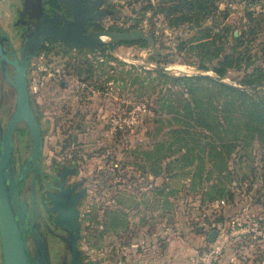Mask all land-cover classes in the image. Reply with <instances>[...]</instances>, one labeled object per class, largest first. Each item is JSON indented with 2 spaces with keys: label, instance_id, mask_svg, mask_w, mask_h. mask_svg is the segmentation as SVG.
<instances>
[{
  "label": "rangeland",
  "instance_id": "1",
  "mask_svg": "<svg viewBox=\"0 0 264 264\" xmlns=\"http://www.w3.org/2000/svg\"><path fill=\"white\" fill-rule=\"evenodd\" d=\"M19 3L0 0V27L18 49L30 32ZM105 3L112 13L93 26L152 43L111 49L104 38L76 50L47 39L29 70L44 166L86 180L82 264H145L155 245L160 264L178 254L200 264L212 249L221 264H264V88L240 89L264 84V0ZM215 70L231 85L209 78ZM16 99L0 70L4 128ZM28 131L21 123L15 134L19 162L31 152ZM50 244L53 264L70 260Z\"/></svg>",
  "mask_w": 264,
  "mask_h": 264
},
{
  "label": "water",
  "instance_id": "2",
  "mask_svg": "<svg viewBox=\"0 0 264 264\" xmlns=\"http://www.w3.org/2000/svg\"><path fill=\"white\" fill-rule=\"evenodd\" d=\"M67 4L74 9V20H66L60 15L54 17L45 15L38 22L36 30L26 46L22 62L18 60L14 50L12 51L14 58H10L8 47L12 49L13 47L9 43V38L0 30V70L6 82L15 89L17 95L16 108L7 126L4 128L0 121V240L2 264H50L48 253L36 232V222L31 223L29 229L26 227L27 211L21 199L31 168H35L36 174L40 172L38 160L43 153L42 128L33 110L27 74L31 60L42 40L45 38L58 40L66 47L76 50L95 49L102 45L104 37L110 38L111 48L121 42L140 39L147 40L149 44L152 43V39L141 32L119 34L104 31L92 32L86 35L87 23L90 20H99L100 17L109 15L110 11L100 9L102 0H67ZM63 21L64 24H62ZM32 46L33 51L31 55H28V50ZM11 67L14 68L13 75L10 71ZM21 123H25L30 131L32 146L28 161L19 174L16 175L14 138ZM32 191L35 193L34 183ZM72 222L73 225L70 224L69 227L68 218L60 217L57 224L71 232L69 248L72 254V262L70 264H82L79 260L80 251L77 246L80 238L78 212H74ZM28 231L34 232L38 248V260L30 255L26 236ZM72 232H76L75 235ZM213 236H210V241H213Z\"/></svg>",
  "mask_w": 264,
  "mask_h": 264
},
{
  "label": "flooded vegetation",
  "instance_id": "3",
  "mask_svg": "<svg viewBox=\"0 0 264 264\" xmlns=\"http://www.w3.org/2000/svg\"><path fill=\"white\" fill-rule=\"evenodd\" d=\"M70 1H76V0H70ZM93 1H98V0H93ZM105 1L106 0H102L100 9L102 11H110L111 14L112 11L107 6H105L106 4ZM18 5L19 6L17 7L16 13L18 15L19 22L30 27V32L27 36L24 47L19 49L16 48V46L12 42V38L8 36L6 33H4L1 27L0 30L9 38V43L13 47V49L8 47L10 58L12 59L14 58L12 54V51L14 50L20 62H22L24 59L26 46L29 43L33 32L36 30L38 22L41 21L45 15H49L51 17H54L55 15H60L63 16L66 20H70V21L74 20V9L71 5L67 4V0H20V3ZM107 16L108 15H104L100 17L99 20H90L86 25L85 34L89 35L92 32L109 31L107 28L96 27V25L100 24ZM62 24H64V21L62 22ZM94 24L96 25L93 26ZM104 38H108V37H104ZM47 39L49 38L43 39L42 42L40 43L38 50L36 51V54L31 60L30 66L32 64L33 59L36 57L40 47ZM108 39L110 40V38ZM103 43L104 41L102 42V45ZM32 51H33V46L29 48L27 54L31 55ZM30 66L28 68V73H27L28 81H29ZM10 71L11 74L13 75L14 68L11 67ZM32 106H33V101H32ZM33 110L42 128L43 126L40 117L37 115L34 106H33ZM42 136H43V128H42ZM14 147H15V138H14ZM43 155L44 154L42 153V156L38 160L40 172L36 174L35 168L34 167L31 168L26 180V185L21 195V199L24 202L27 211L26 227L27 229H29L31 223L36 222V232L40 237L46 252L48 253L50 264H53L51 258V252H50L51 239H56L61 244H63V246H65L67 254L70 257L69 261L67 257L63 258L61 264H70L72 262V254L69 248L71 242V234H70L71 232L63 228L61 225H58L57 221L59 220L60 217L62 218L67 217L69 220L68 225L70 227V224L73 225L72 219L74 212H78V221L80 223L79 224L80 238L78 240L77 246L79 249V241L82 238V232H83L82 206L84 200L87 198L88 195V189L85 187L86 180L79 179L78 171L74 168H70L66 166L65 164H57L53 168V170L48 171L44 166ZM28 159L25 160L24 162H19L16 159V151H15L16 175H18L19 172L24 168ZM33 183H34L35 193H33L32 191ZM75 233L76 232H72L73 235H75ZM26 236L28 240L30 255L31 257L38 260V248L36 245V240L34 238V232L28 231ZM0 260L2 264L1 255H0ZM79 260H81V262L83 261V256L81 252L79 255Z\"/></svg>",
  "mask_w": 264,
  "mask_h": 264
},
{
  "label": "crops",
  "instance_id": "4",
  "mask_svg": "<svg viewBox=\"0 0 264 264\" xmlns=\"http://www.w3.org/2000/svg\"><path fill=\"white\" fill-rule=\"evenodd\" d=\"M145 238L146 239H144V241H147V240H149V237L146 235L145 236ZM1 241V240H0ZM143 241V242H144ZM155 246H157V245H155ZM154 246V255L152 256V257H150V258H147L148 260H146V262H145V264H160V263H158V259L156 258V255L158 254L157 252L159 251L158 249H157V247H155ZM178 246H182L183 247V249L184 250H186L187 249V247H188V244L187 243H184V246H183V244H182V242H178ZM191 257H193L194 255H196L195 253H196V251H194L193 249H191ZM0 255H1V253H0ZM142 257V256H141ZM175 264L177 263V264H184V262L186 261L185 259V256L182 254H178V255H175ZM221 264V263H220Z\"/></svg>",
  "mask_w": 264,
  "mask_h": 264
},
{
  "label": "trees",
  "instance_id": "5",
  "mask_svg": "<svg viewBox=\"0 0 264 264\" xmlns=\"http://www.w3.org/2000/svg\"><path fill=\"white\" fill-rule=\"evenodd\" d=\"M145 41L148 42L147 40H145ZM157 71L162 72V73H165L166 70H164L162 68H157ZM197 71L198 72H202V70H200V69H198ZM209 78H211V79H213V80H215V81H217L219 83H222L224 85H231V83H227L226 80H225L226 78H223L221 75H219L216 70L214 72V75L210 76ZM3 81L6 82L4 76H3ZM237 87H240V86H237ZM262 88H264V84H250L249 86L244 87V88H240V89H242V90H250V91H259ZM44 134L45 133L43 131V137H44Z\"/></svg>",
  "mask_w": 264,
  "mask_h": 264
},
{
  "label": "built area",
  "instance_id": "6",
  "mask_svg": "<svg viewBox=\"0 0 264 264\" xmlns=\"http://www.w3.org/2000/svg\"><path fill=\"white\" fill-rule=\"evenodd\" d=\"M200 264H220L221 263V253L217 250H208L200 254Z\"/></svg>",
  "mask_w": 264,
  "mask_h": 264
}]
</instances>
